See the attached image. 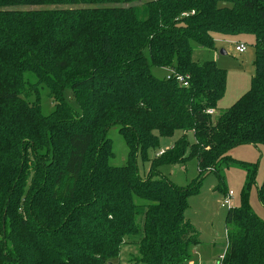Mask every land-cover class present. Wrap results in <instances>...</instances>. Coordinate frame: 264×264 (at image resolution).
I'll return each instance as SVG.
<instances>
[{"label":"trees","instance_id":"trees-1","mask_svg":"<svg viewBox=\"0 0 264 264\" xmlns=\"http://www.w3.org/2000/svg\"><path fill=\"white\" fill-rule=\"evenodd\" d=\"M214 33L253 35L255 70L216 116L226 71L193 61L190 44L213 48ZM114 125L127 146L122 166L108 162ZM242 144L264 145V0H0V264H120L127 245L136 248L127 264H187L199 243L188 197L209 173L221 182L229 162L245 170L248 189L256 165L228 154ZM138 156L149 162L144 178ZM189 158L198 180L188 189L159 171ZM246 197L227 210L223 264H264V221ZM258 198L264 207V180Z\"/></svg>","mask_w":264,"mask_h":264},{"label":"rangeland","instance_id":"rangeland-1","mask_svg":"<svg viewBox=\"0 0 264 264\" xmlns=\"http://www.w3.org/2000/svg\"><path fill=\"white\" fill-rule=\"evenodd\" d=\"M138 5V3H133ZM214 46L207 48L191 40V58L196 62L206 60L215 61L216 65L226 71V86L222 99L218 103V109L213 116L230 107L250 87L251 78L254 75V49L252 46L254 37L250 34L235 36L213 34ZM237 42L244 43L246 50L242 53L235 51ZM222 50L225 53H222ZM167 68H152V73L158 77H164L168 73ZM30 80L34 75L27 73ZM41 110L49 114L53 110V99L46 87L41 86L39 90ZM65 101L74 109H78L73 93L70 89H64ZM182 131L176 130L168 137L159 138V147L156 151H149V158L154 157L158 150L170 148L180 138ZM107 137L112 142L113 155L108 162L112 166H122L126 162L127 146L123 137L118 132V125L109 128ZM189 141H193L190 132L187 133ZM229 156L235 160L256 165L254 181L248 189L244 190L246 172L238 164L229 162L223 164L219 169L222 177L221 182L216 175L209 173L200 179L198 192L188 197V208L185 211V219L195 228L198 233L199 243L196 249L200 251V264H211L222 255L226 247V225L225 217L228 206H222V200L226 192L233 193L232 206L241 205L243 192L247 193V203L251 211L264 221V207L258 198V189L264 180V145L242 144L232 148ZM149 168V162L143 161L140 156L137 158V169L139 175L144 178ZM159 171L168 180L178 187L188 189L197 184L198 170L195 158H189L185 163L169 164L159 166ZM221 183V184H220ZM220 184V185H219ZM220 186V189L217 188ZM223 189V191H222ZM225 192V193H224ZM136 251L131 245L123 246L119 258L115 259L120 264H127L128 253ZM210 256V257H209ZM214 256V257H213ZM212 257V259H211ZM211 263L205 262L206 259Z\"/></svg>","mask_w":264,"mask_h":264},{"label":"built area","instance_id":"built-area-1","mask_svg":"<svg viewBox=\"0 0 264 264\" xmlns=\"http://www.w3.org/2000/svg\"><path fill=\"white\" fill-rule=\"evenodd\" d=\"M193 13V12H191ZM246 50V45L241 42H237L235 45V51L238 53H242ZM166 78H174V80L183 86L188 85V77L182 74L175 73L174 70L169 69L168 73L165 75ZM208 113H212L211 110L207 111ZM232 199H233V193L231 191H228L224 195V199L222 200V206H228V208L232 207ZM224 260V253L222 255H219L217 260L213 264H223Z\"/></svg>","mask_w":264,"mask_h":264},{"label":"crops","instance_id":"crops-1","mask_svg":"<svg viewBox=\"0 0 264 264\" xmlns=\"http://www.w3.org/2000/svg\"><path fill=\"white\" fill-rule=\"evenodd\" d=\"M189 251L191 253V258L189 260V262L187 264H200V258L198 257L201 253L199 250L196 249V245L195 246H191L189 247ZM210 257V256H209ZM214 257V256H213ZM210 258L206 259L204 263L208 262ZM212 259V257H211ZM215 261H213L211 263V260L209 261V263L213 264Z\"/></svg>","mask_w":264,"mask_h":264},{"label":"water","instance_id":"water-1","mask_svg":"<svg viewBox=\"0 0 264 264\" xmlns=\"http://www.w3.org/2000/svg\"><path fill=\"white\" fill-rule=\"evenodd\" d=\"M222 53H225V52L222 50Z\"/></svg>","mask_w":264,"mask_h":264}]
</instances>
